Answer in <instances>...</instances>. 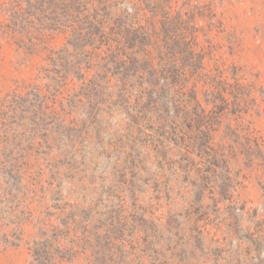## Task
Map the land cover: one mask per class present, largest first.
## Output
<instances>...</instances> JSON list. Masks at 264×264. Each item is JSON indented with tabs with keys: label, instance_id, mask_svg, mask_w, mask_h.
Listing matches in <instances>:
<instances>
[{
	"label": "rangeland",
	"instance_id": "obj_1",
	"mask_svg": "<svg viewBox=\"0 0 264 264\" xmlns=\"http://www.w3.org/2000/svg\"><path fill=\"white\" fill-rule=\"evenodd\" d=\"M4 2L0 264H264V0H110L79 42Z\"/></svg>",
	"mask_w": 264,
	"mask_h": 264
},
{
	"label": "trees",
	"instance_id": "obj_2",
	"mask_svg": "<svg viewBox=\"0 0 264 264\" xmlns=\"http://www.w3.org/2000/svg\"><path fill=\"white\" fill-rule=\"evenodd\" d=\"M57 1L5 0L1 5V11L6 19V28L13 32H26L31 36H36L34 39L38 40L51 27L54 31L62 28V32L69 34L73 40L78 42L102 33L107 35V39L115 40L118 37L119 34L115 33L120 28H115L118 24V17L109 5L110 0H89L84 3L82 11L81 6L78 7L75 4V0H60L61 6L55 5ZM82 19L86 20L84 24H82ZM124 23L118 25L122 26L125 32L126 24ZM30 46L28 49L33 50L35 45L32 43ZM2 120L5 121L4 118ZM0 134H2L1 129ZM39 258L38 256L35 259L37 263L41 260Z\"/></svg>",
	"mask_w": 264,
	"mask_h": 264
}]
</instances>
